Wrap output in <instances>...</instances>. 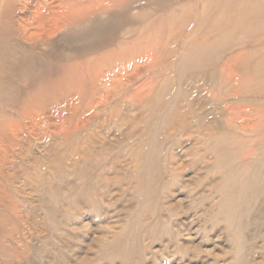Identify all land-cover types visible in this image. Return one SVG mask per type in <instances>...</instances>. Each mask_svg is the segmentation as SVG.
<instances>
[{"label":"rangeland","instance_id":"374dc122","mask_svg":"<svg viewBox=\"0 0 264 264\" xmlns=\"http://www.w3.org/2000/svg\"><path fill=\"white\" fill-rule=\"evenodd\" d=\"M13 1L15 20L44 2ZM193 3L159 13L150 45L122 36L78 59L46 98L27 92L35 105L1 103L0 264H264V30L254 31L264 11L213 48L197 50L198 37L186 50Z\"/></svg>","mask_w":264,"mask_h":264},{"label":"bare ground","instance_id":"6f19581e","mask_svg":"<svg viewBox=\"0 0 264 264\" xmlns=\"http://www.w3.org/2000/svg\"><path fill=\"white\" fill-rule=\"evenodd\" d=\"M31 1L32 0H28V4H30ZM61 1H63V2L57 5L58 9L56 10L55 7L51 8V6H48L49 4H47L46 0H44L43 3L38 4L35 7V11H34L33 15H31L29 18H22V17L17 16V17H15L16 18V20H15L13 18L14 14H15L14 1L13 0H0V106H1V103L4 104L5 102H7L9 100L10 101H17L18 97H20V96L23 98L26 97L25 101H28V102L30 101L31 105H33V104L35 105V101L33 100V98H30L27 95L28 93H35L37 95H40L42 98L43 97L46 98V95L48 94V92H50L51 90H53L57 86L65 85L66 82L72 78L73 74L76 71L75 69L77 68L76 61L78 59H82L91 53H95V52L101 51L103 49L105 50V49H107V47L112 46V45L117 44V43H118V46L125 45V40L121 39L122 36H131V37H137V39H139V38L144 39L142 44L145 42V40L147 41V44H149L150 41H148V40H150L149 38L151 37V36H149V32L154 31V29L156 27H159V25H161V22H162L163 17H158V14L161 12H164V11H166V13H167V11H169V12L172 11V13H173L178 8H179L178 10L182 11L186 7L184 3L186 1H191V0H110L109 2L104 1V3L102 2V4L101 3L97 4L94 2L88 3L87 0H61ZM193 1H194L195 5L197 7H200L201 9H199L200 11L197 10L196 11L197 13H195V15H192V13H191V15H190V13H189V15L183 14V15H187V16H193V18L191 17V20L192 19L194 20V23H193L194 27L190 31V34L187 35V38H185V41L183 40L184 41L183 43H184L186 50L191 48L189 45H191L193 42H195L198 37H200L202 44H205V45L196 47L197 50L203 49V48H213V46H214L213 44H216V42H219V40H217L215 42V41H211V39L220 37L221 33L224 34V32L228 28H232V29L234 28L235 30H237L240 27L241 28L248 27V23L249 24L251 22L254 23L257 20V18L259 17V14L262 13V11H264V0H193ZM189 6H188V8H189ZM192 9L193 8H190L189 11H191ZM196 9H198V8H195V10ZM184 12H185V10H184ZM178 14H180V13H178ZM103 16H105V17H103ZM178 16H180V15H178ZM165 17H164V19H165ZM167 18H169V17L167 16ZM185 18H186V16H185ZM183 21L182 22L180 21V22L183 23ZM170 22H172V21H170ZM262 24H264V23L257 21L256 25L254 26V31L264 30V28H263L264 25H262ZM31 26H33L35 28L31 29L30 28ZM165 26H167V25H165ZM168 27H165V29H167ZM184 28H185V26H184ZM60 31H64V34H62L58 40L52 39L51 36L57 32H60ZM242 34H243V31H242ZM146 35H148V36H146ZM230 35H232V34L230 33ZM181 36L183 37V35H181ZM261 36H263L262 38H264V35H261ZM225 37H226V35H225ZM218 39H222V38H218ZM243 39L244 38L242 36V40ZM171 40H169V41H171ZM226 40H228V39L226 38ZM231 40H233V39H231ZM234 41H235V39H234ZM236 41H238V40H236ZM239 41H241V38ZM253 41H256V40H253ZM212 42H215V43L212 44ZM142 44H140V45H142ZM144 44H143V46H144ZM133 45H134V43H133ZM259 45H260V43H259ZM44 46L46 48H44ZM234 46L236 48H241V47H245L246 43H243V42H237L236 43L235 42ZM129 47L130 46H128V48ZM217 47H218V44H217ZM260 47H262V46L260 45ZM192 48L194 50H196L195 47H192ZM215 48H216V46H215ZM229 49H233V48H229ZM243 50H245V49H243ZM117 51H119V50L117 49ZM229 51H231V50H229ZM239 52H241V50ZM153 54L155 55V53H153ZM153 54L151 52H149L148 54L145 55V58L151 59V58H153ZM199 54H200V52H199ZM233 54H235V52ZM257 55H260V54H257ZM121 56H122V54H119L118 57L122 58ZM181 56H182V54H181ZM234 56L235 55H232V57H234ZM240 56L242 57L243 55L241 54V55H239V57ZM251 56H252V53H251ZM251 56L249 58H251ZM226 59H227V56H226ZM216 60H217V58H216ZM231 60H232V58H231ZM234 60L235 59L233 58L232 61H234ZM247 60H249V59H247ZM257 61L258 60H256V61L254 60V62H256V63H257ZM263 62H264V60H263ZM258 63H260V62H258ZM83 65H84V63L82 64V66ZM251 65H253V62ZM260 65H262V64H260ZM78 66H80V65H78ZM237 66H236V68H237ZM258 67H259V65H258ZM261 67L263 68V65ZM227 68H229L228 64L226 65V71L228 70ZM246 68L247 67H245V69ZM120 69H121V67H120ZM231 69H233V68H231ZM261 70L262 69H260V71ZM233 71L235 72V70H233ZM216 72H218V71H216ZM227 73H228V71L226 72V74ZM249 74H250V71H249ZM217 76H218V74H217ZM219 76H218V78H219ZM255 79H256V77H255ZM257 79H258V76H257ZM23 80L26 81L25 84H23V82H22ZM232 80H234V79H232ZM231 81H230V83H231ZM230 83L227 85L228 87H229ZM238 83H239V81H238ZM235 85H237V84H235ZM238 85H241V84H238ZM228 87H226L225 90H227ZM242 88H244V87H242ZM161 89H162V87H161ZM244 89H246V88H244ZM247 89H249V88H247ZM223 90H224V88H223ZM55 91H56V89H55ZM245 91H247V90H245ZM243 93H244V91L240 92L238 90L236 96H241V100H242L243 99L242 98ZM247 93H249V92H247ZM258 93H259V91H258ZM221 95H222V93H221ZM256 95H257L256 97H259L258 94H256ZM155 97L156 96H154V98ZM256 97H254L255 100H256ZM257 99H259V98H257ZM156 100H158V99H156ZM156 100H154V102ZM237 101H236V103H237ZM256 107H254V108H256ZM230 108H231V106H230ZM253 110H256V109L252 108V111ZM29 114H30V112H29ZM205 118L206 117H204V119ZM0 119H1V117H0ZM165 120L166 119H164V121ZM203 120L201 119V121L197 122L196 126L199 127L198 129L204 127V121ZM220 120H222V119H220ZM210 124H214V123H210ZM210 124H208V125H210ZM217 125H218V123H217ZM7 126L8 125L6 123L0 122V154L5 153V155H9V153H10V150L6 146V140H5L6 138L3 135V129L7 128ZM212 132H214V131H212ZM223 140L224 139H221V141H223ZM219 143L220 142H218L217 144H219ZM221 143H223V142H221ZM219 145H222V144H219ZM219 147L221 148L223 146H219ZM207 149H208L207 152H209V148H207ZM218 151H220V150H218ZM10 156H11V154H10ZM150 158H152V156ZM220 161H221V159H220ZM151 164H153V163H151ZM152 168H153V165H152V167L151 166L149 167V169H148L149 172H151ZM260 170L264 172V157L262 158ZM230 174L231 173H229V175ZM231 176H228V177H230L229 180H231ZM229 182H231V181H229ZM245 185L246 184L243 185V188L247 187ZM220 187H221V185H220ZM227 189H228V187H227ZM227 189H226V193H225L224 189H222L221 190L222 194L224 193V194L228 195ZM219 191H220V189H219ZM239 191H241V190H239ZM263 194H264V191H262L260 193V196ZM220 195H221V193H220ZM256 196L257 195H255V197ZM226 203H227L228 208L230 207L232 209V210H230V208H229L230 212L232 213L235 206L232 205V207H231V204H229V201ZM227 206L226 207L224 206V209H226V211L228 210ZM223 212L225 213V211H223ZM248 212H249V209L246 211V213H248ZM239 230L241 232L243 231L242 228H239ZM0 233L2 234L1 226H0ZM3 235L7 236V234L5 232H3ZM243 242L245 243V241H243ZM4 251H6V250H4ZM0 254L4 257V259H7L6 254L4 255L1 251H0ZM25 254H26V252H25ZM28 256L29 255H27V258H28ZM5 264H12V262H8Z\"/></svg>","mask_w":264,"mask_h":264}]
</instances>
